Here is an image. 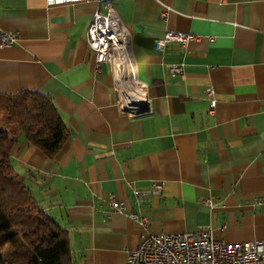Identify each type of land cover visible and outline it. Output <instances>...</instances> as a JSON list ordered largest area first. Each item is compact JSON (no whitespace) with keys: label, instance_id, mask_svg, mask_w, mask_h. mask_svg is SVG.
<instances>
[{"label":"crops","instance_id":"0c3cea01","mask_svg":"<svg viewBox=\"0 0 264 264\" xmlns=\"http://www.w3.org/2000/svg\"><path fill=\"white\" fill-rule=\"evenodd\" d=\"M109 2L130 33L150 116L122 114L109 65L96 68L87 33ZM10 31L19 39L0 48V94L51 97L70 133L54 158L22 139L13 165L68 231L73 264H127L146 232L264 240V0H0V32ZM168 32L195 39L157 51ZM167 64H182V76ZM153 182L161 195L137 206L134 193ZM112 196L126 214L111 210Z\"/></svg>","mask_w":264,"mask_h":264},{"label":"built area","instance_id":"2783aa9c","mask_svg":"<svg viewBox=\"0 0 264 264\" xmlns=\"http://www.w3.org/2000/svg\"><path fill=\"white\" fill-rule=\"evenodd\" d=\"M87 0H48L50 5L79 3ZM163 16V15H162ZM19 39V33L0 32V48L12 46ZM195 36L184 33H166L155 42V49L162 51L167 43L186 44ZM87 42L94 54L99 71L109 65L118 95L117 105L128 118H141L153 113L148 88L137 79V70L132 52L131 36L112 3L105 5V11H97L88 28ZM169 76H182V64L165 65ZM212 116L216 105L214 92L207 90ZM163 185L153 182L148 191H136L134 199L139 206L152 197L160 196ZM206 204L209 202L206 200ZM109 207L115 213L126 214V204L112 196ZM130 217L144 230L150 222L138 212ZM127 264H264V240L227 244L215 239L207 229L176 235L151 234L146 232L137 248L130 252Z\"/></svg>","mask_w":264,"mask_h":264},{"label":"trees","instance_id":"16d2710c","mask_svg":"<svg viewBox=\"0 0 264 264\" xmlns=\"http://www.w3.org/2000/svg\"><path fill=\"white\" fill-rule=\"evenodd\" d=\"M69 137L51 97L0 94V264H73L68 231L42 210L12 161L22 139L54 158Z\"/></svg>","mask_w":264,"mask_h":264}]
</instances>
